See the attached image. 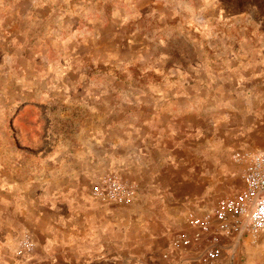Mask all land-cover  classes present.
Returning <instances> with one entry per match:
<instances>
[{
	"label": "rangeland",
	"instance_id": "374dc122",
	"mask_svg": "<svg viewBox=\"0 0 264 264\" xmlns=\"http://www.w3.org/2000/svg\"><path fill=\"white\" fill-rule=\"evenodd\" d=\"M262 151L264 0H0V264H264Z\"/></svg>",
	"mask_w": 264,
	"mask_h": 264
},
{
	"label": "built area",
	"instance_id": "2783aa9c",
	"mask_svg": "<svg viewBox=\"0 0 264 264\" xmlns=\"http://www.w3.org/2000/svg\"><path fill=\"white\" fill-rule=\"evenodd\" d=\"M242 180L245 190L238 197L235 211L247 230L264 233V151L253 158Z\"/></svg>",
	"mask_w": 264,
	"mask_h": 264
},
{
	"label": "crops",
	"instance_id": "0c3cea01",
	"mask_svg": "<svg viewBox=\"0 0 264 264\" xmlns=\"http://www.w3.org/2000/svg\"><path fill=\"white\" fill-rule=\"evenodd\" d=\"M41 212L45 210L44 206L38 208ZM24 211H29V208H24ZM26 219H28V216H26ZM264 233L260 232V234L256 235V238L259 240L258 242H262V238ZM100 247V250L96 251ZM72 246H68L65 249H62V252H60L56 256H49L48 254L45 255L44 259L47 261L45 264H124L125 259L123 258L124 252H120L119 257V248H114L109 243L105 242L104 244H96L92 246L91 248H84L78 247L77 248H71ZM68 249H71V252L68 251ZM262 250V247L258 248V252ZM116 253V254H114ZM261 254H264L261 252ZM115 261V262H114ZM34 264H39L36 261Z\"/></svg>",
	"mask_w": 264,
	"mask_h": 264
}]
</instances>
